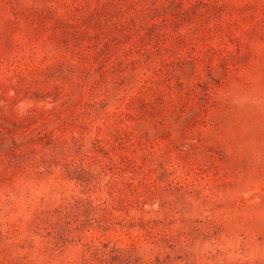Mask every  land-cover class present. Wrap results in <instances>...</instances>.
<instances>
[{
    "label": "rangeland",
    "instance_id": "1",
    "mask_svg": "<svg viewBox=\"0 0 264 264\" xmlns=\"http://www.w3.org/2000/svg\"><path fill=\"white\" fill-rule=\"evenodd\" d=\"M0 264H264V0H0Z\"/></svg>",
    "mask_w": 264,
    "mask_h": 264
}]
</instances>
